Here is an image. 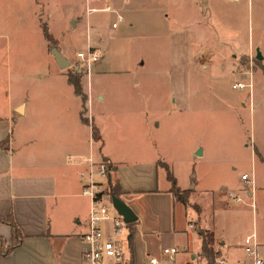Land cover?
Instances as JSON below:
<instances>
[{
	"label": "crops",
	"instance_id": "0c3cea01",
	"mask_svg": "<svg viewBox=\"0 0 264 264\" xmlns=\"http://www.w3.org/2000/svg\"><path fill=\"white\" fill-rule=\"evenodd\" d=\"M249 24L264 32V0H0V237L4 247L11 244L12 232L2 218L11 217L21 234L9 252L0 250V264H87L82 259L87 244L81 236L87 230L91 201L82 193L79 173L90 153L107 161L111 181L118 185L115 196L109 192L108 178L104 183L111 214L124 222L114 237L126 264H207L202 257V229L213 235L215 264L220 259L223 264H252L243 244L250 233L255 234L257 256L264 258V213H254L250 200L254 180L253 186H246L239 178L227 191L229 199L206 213L199 198H211L214 189L201 183L192 168L181 184L173 162L160 143L154 144L145 79L127 78L144 62H130V71L115 72L103 63L109 51L106 45L115 48V44L215 38L218 49L210 48V56L223 59L257 52L260 39L241 38L250 36ZM43 25L53 43L43 34ZM87 45L100 54L89 78L85 72H75L72 64ZM53 46L66 67L57 63ZM70 70L79 75L83 95L75 91ZM161 72L163 68L155 76ZM108 82L116 83V88L109 89ZM89 120L97 135L92 144ZM254 150L258 151L256 146ZM165 165L178 187L187 191V204L169 191ZM251 175L254 178L253 170ZM111 196L125 202L134 221H124ZM101 226L112 235L110 220ZM171 246L177 253L165 256L163 250ZM151 258L157 262H150Z\"/></svg>",
	"mask_w": 264,
	"mask_h": 264
},
{
	"label": "rangeland",
	"instance_id": "374dc122",
	"mask_svg": "<svg viewBox=\"0 0 264 264\" xmlns=\"http://www.w3.org/2000/svg\"><path fill=\"white\" fill-rule=\"evenodd\" d=\"M248 28L250 36L241 38L260 39L264 59V32L255 25ZM112 46L106 45L109 51L104 53L107 70L130 71V62H144L136 72L131 69L127 78L145 79L143 87L149 89L152 103L148 114L154 124V144L160 143L173 162L181 184L192 168L201 183L214 189L211 198L200 195L206 213L229 199L227 191L238 184L241 172L251 175L252 170L253 211L264 213V161L254 151L256 146L264 157V60L256 58L255 50L220 59L218 54L207 53L210 48L218 49L215 38ZM162 68L164 72L156 77L155 71ZM238 81L251 87L233 89ZM116 85L108 82L106 86ZM196 145L201 155L193 151Z\"/></svg>",
	"mask_w": 264,
	"mask_h": 264
},
{
	"label": "built area",
	"instance_id": "2783aa9c",
	"mask_svg": "<svg viewBox=\"0 0 264 264\" xmlns=\"http://www.w3.org/2000/svg\"><path fill=\"white\" fill-rule=\"evenodd\" d=\"M236 2L237 0H229ZM109 8V7H107ZM122 20V16L118 15V21ZM117 22H114L113 27ZM100 54L90 45L84 47V49L78 51L75 55V60L72 63L75 72L86 74L87 78L90 76V71L93 66L99 60ZM251 87L250 83H244L238 81L232 88H244ZM90 119V117H89ZM90 125V140L91 144L94 141L93 128L89 120ZM108 163L105 159L96 160L93 155L88 157L87 166L85 169L80 170L79 178L82 186V193L89 196L91 204L88 212V226L85 233L81 236L83 241L87 244L86 249L82 252V259L87 264H126L123 251L116 243L114 235H118L124 226V222L120 216L112 215L110 212V204L108 203V191L106 190L104 183L109 174ZM242 182L246 186H253V175L248 173H242L240 176ZM229 196L239 201L232 192L228 193ZM104 220H110L112 222V235H106L102 229V223ZM244 251L246 255L253 259L252 264H264V258L257 256V243L255 242V234L250 233L243 238ZM177 253V248L174 246L166 247L163 250V254L168 257H172ZM150 262H157L156 258H151ZM224 261L220 259L219 264H223Z\"/></svg>",
	"mask_w": 264,
	"mask_h": 264
},
{
	"label": "trees",
	"instance_id": "16d2710c",
	"mask_svg": "<svg viewBox=\"0 0 264 264\" xmlns=\"http://www.w3.org/2000/svg\"><path fill=\"white\" fill-rule=\"evenodd\" d=\"M43 34H45L47 40L50 43H53L54 38L51 37L50 34H48V32L46 31L44 25H43ZM75 75V77L72 78L73 75ZM69 78L71 79L72 84L74 85L75 91L78 94H81V87H80V79H79V75L76 73H73V71L70 70L69 72ZM92 130H93V135L95 138H97L96 135V130L95 127L92 126ZM259 156L260 154L258 153V151L254 150ZM165 169L167 170V179L171 184V187L169 189V191L172 193V195L174 196V198L177 201H181L183 204H187L188 203V199L186 197V193L187 191L184 189H181L178 187V185L176 184L175 178L171 172V170L169 169V167L167 165H165ZM108 186H109V192L113 195H118L117 194V190H118V185L117 182H112L111 178H110V174H108ZM3 222L8 223L11 227V234H12V242L8 247H4L3 245V238L0 237V250L2 254H5L7 252L10 251V249H12V247L14 245H16L20 238H21V234L19 233L18 227L15 224V222L13 221V219H11V217H7V218H2ZM200 237H201V245H202V257L204 258V260H206L207 264H215V258H216V254L217 251L214 249L213 247V235L209 230H200Z\"/></svg>",
	"mask_w": 264,
	"mask_h": 264
},
{
	"label": "water",
	"instance_id": "95a60500",
	"mask_svg": "<svg viewBox=\"0 0 264 264\" xmlns=\"http://www.w3.org/2000/svg\"><path fill=\"white\" fill-rule=\"evenodd\" d=\"M52 53H54L57 63L60 65L61 68L66 67L68 64L65 62L64 58L61 56L59 50L53 46ZM256 58L262 60V55L260 54L259 50L256 52ZM112 205L117 211L118 214L123 216L125 222H132L136 218L133 216L131 209L122 201L120 198L118 199L115 196H111Z\"/></svg>",
	"mask_w": 264,
	"mask_h": 264
}]
</instances>
